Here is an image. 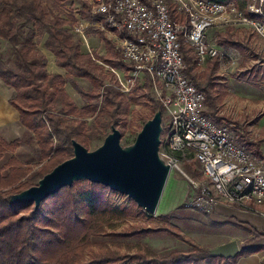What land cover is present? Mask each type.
<instances>
[{"label":"trees","instance_id":"trees-1","mask_svg":"<svg viewBox=\"0 0 264 264\" xmlns=\"http://www.w3.org/2000/svg\"><path fill=\"white\" fill-rule=\"evenodd\" d=\"M65 1L0 0V39L6 41L13 51V65H9L0 51V78L15 89L16 95L10 104L17 109L20 124L34 136L39 150L37 168L24 166L15 156L0 164V264H233L239 256L256 251L255 247H241L234 257L213 256L209 248L195 245L176 229L131 225L118 234L112 233L143 236L163 230L192 246L187 251L176 249L166 254H158L149 247L130 253L101 246L84 259L82 250L91 236L104 234L107 228L114 229L116 223L131 215L135 207L140 208L133 200L125 196L129 204L114 205L110 195L115 191L100 183L79 179L45 197L38 208H34L33 202H9L12 193L35 184L57 163L70 157L72 140L88 146L90 136L84 117L92 116L101 132L107 130L105 135L114 125L122 136L123 114L128 111L130 103L140 97L152 114L155 110L161 111L163 121L164 107L151 96L148 77L134 85L126 96L117 88L115 73L98 62L100 60L122 72L130 68L122 61L114 40L106 33L112 28L106 24L105 29L92 26L105 51L102 54L86 52L82 38L69 29L72 11L65 6ZM77 1L79 16L89 19L87 0ZM215 1H233L243 14L260 18L248 14V0ZM42 37V46L54 55L55 65L64 69L63 74L46 72L45 55L36 48ZM213 39L220 47L236 48L245 59L255 58L250 38L239 36L232 27L214 31ZM180 49L186 63L184 73L204 93V114L216 123L231 122L228 117L218 114V106L228 92L222 81L224 78L217 72V58H210L203 67H198L191 46L182 42ZM234 77L254 84L264 80V58L236 71ZM78 78L86 79L90 88L82 87ZM65 84L79 94L83 101L81 106H77L68 95ZM151 115L144 117V121ZM166 128L163 124V130ZM239 141L262 156L254 142L240 135ZM20 142L30 143L22 137L7 141L0 136V158ZM257 236L259 234L247 239L246 243Z\"/></svg>","mask_w":264,"mask_h":264},{"label":"built area","instance_id":"built-area-1","mask_svg":"<svg viewBox=\"0 0 264 264\" xmlns=\"http://www.w3.org/2000/svg\"><path fill=\"white\" fill-rule=\"evenodd\" d=\"M90 18L77 15L75 32L91 53L85 32L91 26L112 28L113 40L126 74H116L117 88L126 93L136 81L149 79L154 98L166 113L160 151L169 158L170 171L179 157L199 164V177H188L193 192L185 207L210 214L218 203L259 211L264 206V154L259 156L239 141L231 122L216 123L204 114V93L184 73L186 63L180 46H191L196 64L217 58L219 68L230 71L238 64L239 52L220 47L210 29L245 27L264 39V0H248V14L233 1L215 0H87ZM204 65V64H203ZM200 66V67H203ZM108 67V65H106ZM123 78V79H122ZM186 175V174H185Z\"/></svg>","mask_w":264,"mask_h":264},{"label":"rangeland","instance_id":"rangeland-1","mask_svg":"<svg viewBox=\"0 0 264 264\" xmlns=\"http://www.w3.org/2000/svg\"><path fill=\"white\" fill-rule=\"evenodd\" d=\"M65 6L69 7L72 11L69 29L74 33L75 20L77 19V15H79L77 11L79 2L77 0H67L65 1ZM91 28L92 26L85 32L86 38L92 43L90 44V50L91 52L102 54L105 51L103 42ZM224 28L211 29L208 31V34L212 35L213 38L214 31H219ZM232 28L237 30V34L239 32V36H241V33L242 36L250 38L252 45L255 48L256 55L254 59L251 57L245 59L243 56L241 58L240 55L238 64L231 71L226 63L222 64V67L219 68L220 74L225 80V87L228 93L218 106V114L228 117L231 120V126L234 128L235 132L239 134L241 138L254 142L260 152L264 154V81H259L257 84H254L247 80L234 77L236 71L243 69V67L249 65V63L251 65L264 58V40L251 32L249 28L236 26ZM106 33L113 40V34L111 31L106 30ZM42 41L43 37L37 41L36 48L40 53L45 55L46 62L44 67L46 72L63 74L64 69L56 66L55 62L51 66H55L56 69H51V66L49 65L50 61H48V58L46 57L47 52L50 51L42 46ZM82 45H84V43ZM0 51L3 53L4 58L9 65H13L12 48L6 41L1 39ZM98 62L103 64L105 68H109V66L107 67L106 64L100 60H98ZM203 64L205 65V63L199 65L202 66ZM199 65L197 66L200 67ZM119 72L120 76H122L123 73L126 74L124 71ZM77 81L82 87L86 89L90 88V84L86 79L78 78ZM137 83L140 84V81H136L134 85ZM134 85L131 86L130 91L124 93L126 96L130 94ZM65 90L77 106L83 104L79 94L69 84H65ZM151 96L154 97L153 90H151ZM151 114L149 107L141 102L140 97H138V101L131 102L128 111L123 114L124 133L120 136V144L127 145L131 143L134 140L136 133L141 128L144 122V117ZM84 118L90 136L87 149H93L101 144L105 136L104 133L107 130H105L104 133L101 132L99 124L93 122L92 116H86ZM166 122L167 117L164 111L162 124H166ZM20 137L28 139L30 143L20 142L13 150H6L0 158V164H4L11 156H15L24 166L37 168L39 166V150L34 136L27 129H23ZM5 140L10 141L9 139ZM160 149H162L161 144L159 146V150ZM250 149L251 151L253 150L252 148ZM178 166L186 175L176 168H173V170L169 172L156 211L153 214H147L143 209L135 207L131 215L116 223L114 229L107 228L105 230L106 233L91 236L89 238V243L82 250V257L84 259L88 258L91 251H95L101 246H107L120 252L127 251L130 253L139 248L149 247L158 254H166L176 249L187 251L192 246L188 242L163 230L151 231L143 236H121L112 233H117L131 225L155 229L160 227L176 229L184 237L190 238V241L197 246H203L210 249L218 245L223 237L229 232V227L225 225L219 227L217 223H214L210 218V215H205L199 211L185 207L186 199L193 192V188L190 185L187 176L198 178V173L200 172L199 164L194 159L190 160L179 157ZM110 201L114 205L119 206L129 204L126 201L125 195L118 192L110 195Z\"/></svg>","mask_w":264,"mask_h":264},{"label":"water","instance_id":"water-1","mask_svg":"<svg viewBox=\"0 0 264 264\" xmlns=\"http://www.w3.org/2000/svg\"><path fill=\"white\" fill-rule=\"evenodd\" d=\"M163 130L161 111L155 110L146 119L134 140L121 145L119 128L111 125L101 144L93 149L72 140V155L57 163L42 175L35 184L12 193L9 202H40L62 186L86 179L100 183L110 190L133 200L149 214L156 211L167 176L169 158L159 150ZM239 247L235 240H228L209 249L213 256L234 257Z\"/></svg>","mask_w":264,"mask_h":264},{"label":"crops","instance_id":"crops-1","mask_svg":"<svg viewBox=\"0 0 264 264\" xmlns=\"http://www.w3.org/2000/svg\"><path fill=\"white\" fill-rule=\"evenodd\" d=\"M240 35L242 36L241 33ZM210 36L212 37V35ZM237 51L239 52V57L241 55L242 58L243 55L241 52L239 50ZM46 57L50 61L49 65H53L54 55L51 52H47ZM51 69L56 68L55 66H51ZM217 72L220 74L219 68ZM15 95V89L0 78V136L9 140L20 137L23 129H26L19 122L17 109L10 104V100ZM206 215H210V218L219 227L225 225L230 229L218 244L228 240H235L239 249L241 247L257 248L256 251L239 256L233 264H264V206L260 207L259 211H254L243 209L236 205L218 203L213 211ZM255 234H259V236L246 243V240L253 238Z\"/></svg>","mask_w":264,"mask_h":264}]
</instances>
